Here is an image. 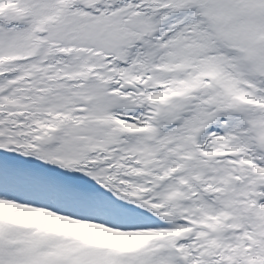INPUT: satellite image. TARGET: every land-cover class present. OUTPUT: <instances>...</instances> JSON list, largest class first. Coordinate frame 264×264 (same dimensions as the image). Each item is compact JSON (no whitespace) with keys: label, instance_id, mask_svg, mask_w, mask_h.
<instances>
[{"label":"snow or ice","instance_id":"snow-or-ice-1","mask_svg":"<svg viewBox=\"0 0 264 264\" xmlns=\"http://www.w3.org/2000/svg\"><path fill=\"white\" fill-rule=\"evenodd\" d=\"M0 264H264V0H0Z\"/></svg>","mask_w":264,"mask_h":264}]
</instances>
